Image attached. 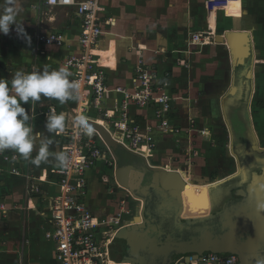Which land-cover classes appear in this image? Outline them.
<instances>
[{
	"label": "crops",
	"instance_id": "crops-1",
	"mask_svg": "<svg viewBox=\"0 0 264 264\" xmlns=\"http://www.w3.org/2000/svg\"><path fill=\"white\" fill-rule=\"evenodd\" d=\"M207 1L101 0L103 35L95 46L111 90L103 101L105 107L112 110L114 100L121 97L115 93V87L125 86L131 89L135 67L140 60L153 68L155 83L172 98L174 107L171 122L178 126L180 131L160 129L154 118V109L131 105L130 112L137 116L143 128L152 127L153 141L166 135L184 134L183 138H188L189 160L186 169H170L157 164L159 159L152 155L158 150L157 142L156 146L154 142L150 155L155 161H150V157L147 156L153 166L179 172L183 178L188 177L192 183L200 187L197 196L195 194V202L191 205H195L198 198L202 197L206 200L214 197L213 200H219L222 204L223 194L228 195L225 190L238 186L243 176L242 172H239L241 155L245 154L251 163L244 171L255 172L258 177L264 179V33L260 37L253 29V25L258 22L254 23L252 20V23H249L244 17L246 6H252L256 2L219 0L221 9H210ZM257 3L259 4L257 9L263 11L264 4ZM45 4L47 10L39 9L34 17L29 13L28 19L16 21L28 29L26 33L31 37L30 43L24 37L19 39L16 36L17 31L14 34L11 31L8 35L0 34V79L8 81L9 84L18 71L42 72L44 69L52 71L61 67L71 72L69 78L71 81L74 78L75 69L67 65V60L81 54L82 26L79 14L75 7H50L46 1ZM53 9L54 14L49 15V11ZM260 22L261 29L264 30V19ZM30 26L32 31L29 30ZM14 28L15 25L12 29ZM199 30L210 32L208 43L193 42L192 33ZM228 30L249 32L250 49L247 57L233 54L226 38L218 42L217 36L222 34L224 37ZM52 33H61L65 42L47 44L41 40V35ZM230 80L232 83L228 92L213 99L216 111L213 118L207 115L208 111L205 114L197 113L186 103L191 99L188 93L206 91L208 83L220 86L222 92L224 91L222 86ZM76 105L77 100L61 104L56 99L44 96L36 103L29 101L23 105L29 112V124L33 129V135L40 134L31 156L34 158L37 155L40 140H50L51 155L47 162L35 166L30 159L25 160L14 150L0 152V264H56V245L45 238V230L48 228V198L59 190L56 184L51 182L56 179L52 178V170L60 166L55 154L63 153V144L58 133L48 132L45 124L47 116L53 114L50 109L54 108L55 114L65 115V127H70ZM91 116L93 119L102 120L101 116L94 112ZM114 116L118 118L119 111H116ZM222 116L224 125L230 133L228 144L221 142L225 135L217 131L218 127H213V130L211 127L215 122H220ZM101 131L104 136L111 139L115 137L112 134L113 126L108 122ZM246 139L250 141L249 152L237 151L233 142H242ZM211 143H215V146H211ZM4 154H9V157L18 155V159L10 158L9 162L5 161ZM126 154H128L126 151H120V159L116 160L115 157L114 160L116 166L112 165L115 164L114 161L105 163L101 160L88 171L89 190L86 203L93 211L102 231H111L110 225L115 224V231L112 232L118 233L135 223L131 221L135 217L126 214L123 219L112 215L111 219L106 216L107 220L102 221V217L110 210L108 206L102 204L103 202L101 203V200L106 199V193L120 196L119 190H123L125 196L118 197L122 203L129 198L136 200L129 189L131 187L125 185L127 182L129 186L134 185L130 170L134 169L132 163L135 158L126 157ZM52 162L53 164H50ZM120 163L125 166L120 167ZM251 166L254 169H249ZM110 167L115 168L113 175L115 183L123 186L115 193L109 189L112 186L109 180ZM105 168L106 176L104 172L101 173ZM14 169L18 173L13 171ZM47 172H50V175L45 177ZM134 176L133 173L132 178ZM162 176L167 180L165 181L167 185L173 182L171 177L168 178L164 174ZM32 184H36L39 192L31 191ZM20 194L23 197L18 200L26 203L23 209L32 210L26 211L22 217L14 215L11 217L9 203ZM139 208L141 206L138 205L137 216L140 215ZM162 208L163 205L159 210ZM206 208L201 211L202 214L205 212L203 216L209 215ZM252 208V213L248 214L249 220L246 221L250 224L247 226L250 230L247 238L253 240L260 237L264 241V202L257 201ZM32 212L37 215L35 220L30 217ZM112 253L118 259L125 258L119 256L113 246Z\"/></svg>",
	"mask_w": 264,
	"mask_h": 264
},
{
	"label": "built area",
	"instance_id": "built-area-1",
	"mask_svg": "<svg viewBox=\"0 0 264 264\" xmlns=\"http://www.w3.org/2000/svg\"><path fill=\"white\" fill-rule=\"evenodd\" d=\"M50 7H75L82 26L80 36L81 54L72 56L67 65L75 69L72 81L80 84V97L73 113V123L58 133L63 144V153L68 157L66 166L60 165L52 170V183L58 187V193L48 198V228L45 238L56 245V264H132L129 260L118 259L112 253L117 232L102 231L93 211L87 206L86 196L89 190L88 171L98 161L115 160V155L102 133L90 124L91 136L86 135L77 121L81 115L88 117V123L97 122L92 112L99 114L102 122L113 126L112 134L127 150L150 157L154 141L152 127L143 128L137 116L130 112V106L154 109V118L158 127L164 131H180L171 122L174 105L172 98L154 81V70L140 60L135 67L132 87H115V93L121 95L114 100L112 110L103 105L108 87V76L100 65L95 46L103 35V23L100 17L101 0H46ZM208 8L221 9L219 0H208ZM209 31L199 30L192 33L195 44L208 43ZM44 43L63 44L61 33L41 35ZM55 112V109H50ZM119 111V117L114 113ZM91 113V114H90ZM18 159V155L4 154L3 159ZM13 171L17 172L16 169ZM18 173V172H17ZM32 192H39L36 184ZM174 264H237L236 253L224 254L205 251L201 254H181Z\"/></svg>",
	"mask_w": 264,
	"mask_h": 264
},
{
	"label": "flooded vegetation",
	"instance_id": "flooded-vegetation-1",
	"mask_svg": "<svg viewBox=\"0 0 264 264\" xmlns=\"http://www.w3.org/2000/svg\"><path fill=\"white\" fill-rule=\"evenodd\" d=\"M233 144L236 150L240 152L244 150L249 152L251 148L248 139L242 142L234 141ZM240 157L241 165L244 166V169L248 168L251 163L247 160L245 154ZM114 162L115 164L112 163V165L116 166V161ZM123 165L122 163L119 164L120 167H123ZM130 171L133 176L134 169L132 168ZM151 175L152 177L146 183L148 187L147 191L153 180V172H151ZM121 181H123L122 178ZM115 184L109 187L114 193L119 190V187L123 188L121 184ZM135 191L142 194L137 189ZM131 194L133 195L132 192ZM143 194L145 193L143 192ZM175 196L173 195L168 203L163 205L164 208L160 210L152 209L150 211L151 215H148L147 208L143 211L144 201L137 200L139 206H141L139 209L142 221L146 222L147 227L142 231L139 248L134 251L135 260L128 259L132 264H174V261L183 252L206 247H215L225 252L235 250L237 264H264V241L260 237H256L253 240L248 239L247 236L250 234V230L247 228L245 233H242L245 234L243 236L240 234L238 225L223 228L221 222L224 218L218 213H212L210 215L215 216H212L208 220H203L202 218L206 217L203 216L205 212L202 214L201 211H193L189 205V201H187V197H183L179 201ZM213 198L211 197L208 200L209 203L212 202ZM228 205H232V203L229 202ZM219 209L217 208L216 211ZM156 222L159 224L158 228L155 226ZM205 230H210L211 237L216 240L208 242L206 240L207 236L203 234ZM130 232L131 230L128 233ZM223 232L224 234H222ZM116 240L114 249L119 256L124 258L127 243L125 236H122L118 241ZM137 259L139 263L135 262L138 261Z\"/></svg>",
	"mask_w": 264,
	"mask_h": 264
},
{
	"label": "clouds",
	"instance_id": "clouds-1",
	"mask_svg": "<svg viewBox=\"0 0 264 264\" xmlns=\"http://www.w3.org/2000/svg\"><path fill=\"white\" fill-rule=\"evenodd\" d=\"M21 10L17 0H4L3 11L0 12V34L8 35L15 25L18 35L31 42L23 26L17 24L16 17ZM71 72L64 67L58 70L23 73L17 72L9 82L0 79V152L11 149L18 152L25 160H31L35 166L47 162L49 156L50 140H40L37 155L31 156L39 133L33 135L29 124L30 115L23 106L31 101L36 103L41 96L58 100L64 104L80 97V84L71 81ZM86 135L91 136L93 129L88 123V117L81 115L77 121ZM45 127L50 133H60L65 128V115L51 114L47 116ZM55 159L60 165L66 166L68 157L64 153H56Z\"/></svg>",
	"mask_w": 264,
	"mask_h": 264
},
{
	"label": "rangeland",
	"instance_id": "rangeland-1",
	"mask_svg": "<svg viewBox=\"0 0 264 264\" xmlns=\"http://www.w3.org/2000/svg\"><path fill=\"white\" fill-rule=\"evenodd\" d=\"M45 1L46 0H17L18 4L21 6V10L16 17V21H21V19H25V18L28 19L29 13H31L32 17H34V14L37 15V11L39 9H41V11L47 10ZM250 1H251V3H254V2H256V3L253 4L252 6H246V11H245L244 17L246 20L249 21V23H252V20L254 23L258 22V23H255L253 25V29H255L256 33L258 35H260V37H262L264 30L261 29L262 26H261L260 21L264 19V10L260 11L257 9V6L259 5L257 2H259L260 4H264V0H259V1L258 0H250ZM3 8H4V0H0V12L3 11ZM54 12H55L54 9L50 10L49 15H53ZM24 29H25V31L28 30L27 28H24ZM12 30H11V32H12V34H14L16 31V28H14ZM29 30L30 31L33 30L31 26H30ZM1 35H4V34H1ZM16 36L19 39H21L20 35L17 34ZM12 75H14V74H12ZM231 83L232 82L230 80L229 83L222 86V88L224 89V91H222V92H221L220 86H214V85L208 83L206 86V89H207L206 91L204 90V91H200L197 93H188L187 95L190 96L191 99L188 100L186 103L190 104L191 107L193 108V110L197 111V113L205 114V112L208 111L207 115L210 116V118H213L214 114L216 112L214 109V106H213L214 105V100H213L214 97H216L217 95H220V94L224 95V93L227 90H229ZM9 88H11V83L9 84ZM221 113H222V109H221ZM224 123L225 122H224L223 116H222V117H220V122H218V123L215 122L214 126L211 125V127H212V130H213V127H218L217 131L221 132L222 134L225 135V138L221 142L224 144H228L229 140H230V133H229L228 128L224 125ZM183 135L184 134L166 135V136H163L162 138H157L158 139L157 141H156V139L154 140L155 146H156V142L158 144V150H157V152H155V154L152 153V155H155V157H157L159 159L157 164L164 166L166 168H170V169H172V168H174V169L179 168L181 170L183 168L186 169V167H187L186 164L189 160V150H188V146H189L188 141L189 140H188V138H183ZM211 146H215V143H213ZM143 156L146 159V162L149 166L155 167L149 162V159H148L149 157L147 155H143ZM150 161L154 162L155 159L153 157H150ZM50 164H53V162ZM132 165L134 167L135 176L131 179V181L135 185L138 192L143 193V192H145V189L147 188V184H146L147 181L152 177L151 172L146 167L144 161L140 158L135 159L133 161ZM126 168H128V167H126ZM108 169H109V180L112 183V186H114V185H116L114 183L115 176H113L115 168L110 167ZM103 172H104V175L106 176L107 169L105 168L104 171H102L101 173H103ZM163 174L166 175L168 178L171 177V179H172L171 181H175V182L179 181V179L174 178V176L171 173L169 174V173L165 172ZM48 175H50V172H47V175H45V177H47ZM124 179H125V177H124ZM161 179H163L164 182L167 181L166 179L163 178L162 175H161ZM165 183L167 184V182H165ZM122 185H123V183H122ZM177 185H178V183H177ZM119 193H120V196H125V194H126L123 190H119ZM120 196H114L112 193H109V194L106 193V199L101 200V203L103 202L102 204L105 206H108L110 210L106 213V215H104V217H102V221H106L108 217H109V219H111L112 215L114 217L118 216L121 219L124 218L125 214L128 215L129 217L134 216L136 218V216L138 215L137 213H138V205H139V202H135L136 200H138V198L136 199V195H134L135 196L134 199H136V200L129 198V199H126L125 203H122L120 201V199H118V197L120 198ZM21 197H23L22 194L15 196L13 198V200L9 203V211H10L9 215L11 217H12V215H14L15 217H18V216L22 217V215L24 216L26 211L32 210V209H26V208L23 209V206L25 207L26 203L18 200L19 198L21 199ZM131 205L134 207L132 208ZM10 206H13L15 208H16V206H19V208L12 209V207L10 208ZM191 206H192L191 208L193 211H202L203 209H205L206 207L209 206V202L204 197H202V198H198L196 204L191 205ZM121 210H123V211H121ZM36 216L37 215H35L34 212H32L30 215L32 220H35ZM106 216H107V218H106ZM135 218L131 219V221H133V220L136 221ZM123 221H125V219ZM109 229L111 231H115L114 230L115 224H111ZM33 233L35 234L36 232H33ZM124 233H125V230L123 231V233H121L120 235L117 236L116 241H118ZM115 245L116 244H114L113 247H115ZM124 259H126V258H124Z\"/></svg>",
	"mask_w": 264,
	"mask_h": 264
},
{
	"label": "water",
	"instance_id": "water-1",
	"mask_svg": "<svg viewBox=\"0 0 264 264\" xmlns=\"http://www.w3.org/2000/svg\"><path fill=\"white\" fill-rule=\"evenodd\" d=\"M222 36H223L222 34H219L217 36V40L223 41L226 38L229 46L232 49L233 54H237L238 56H241V57H247L249 55L250 36H249L248 31L228 30L226 31L224 37ZM89 124H91L92 126L96 127L97 129L101 131L100 126L97 125L96 123L90 122ZM106 141L108 142L107 139ZM108 144L113 150L116 160L120 159L119 153L121 150H124L128 153L126 154V157L131 156L132 158H135V159L140 158L144 160V162L146 163V159L144 158L143 155L127 150L119 142H116L115 146H112L109 142ZM239 162H240L239 172H242L243 176L240 182L238 183V186H233L225 190L228 195L225 196V194H223L221 198L222 199L221 201L225 203L220 204L219 200L212 199L213 201L208 206V208H206V212H209L208 213L209 215H206V217H203L202 219L208 220L212 218V216H215V215H210L212 213L221 214V216H223L224 218V220L222 219L223 221L221 222V226H223V228L228 227V226L238 225L240 234H242V233H245L247 226L250 225L246 221L249 220L248 214L252 213L253 204L256 203L257 201L258 203L264 202V196H263L264 195V179H261L260 177H258L257 176L258 174H256L255 172L250 171L248 173L244 171V166L241 165L240 159H239ZM146 167L151 172H153V180H152L149 190L147 191L148 187L145 189V192H144L145 194L137 193L135 191V186L134 185L129 186L128 182L125 185L127 187H131L129 189L133 191L132 193L133 194L135 193L136 197L141 198L144 201L143 211H145L147 208L148 215L150 214V211L154 208L159 210V207H161L168 200H170L173 195H176L175 197H177L179 201H181V198L187 197L186 195H182V190L180 188L174 187L176 185H173L172 186L173 188L164 187L161 181L162 170L160 168L158 167L153 168L149 166L147 163H146ZM249 169H254V167L251 166ZM229 202L232 203V205L227 206ZM217 208H220V209L216 211ZM155 226L158 228L159 224L156 222ZM145 227H147V224L146 222L143 221L142 223H139V224L138 223L131 224L130 226L121 229L117 233L116 237L120 235L121 233H123V231L125 230V233L122 236H125V240L127 241L126 247H125V254H124V257L127 260L128 259L135 260L134 251L139 248V244L141 243L142 231L143 229H145ZM130 230L131 232L128 233ZM210 232H211L210 230H205V232H203V234L207 236L206 240L208 242L216 240L211 237ZM222 234H224V232ZM242 235L244 236L245 234H242ZM205 251H216V252H221L224 254L235 252V250H229L228 252H225L215 247H206V248H201L197 250L186 251V252H183L182 254L195 253L196 255H198ZM135 262L139 263V260Z\"/></svg>",
	"mask_w": 264,
	"mask_h": 264
},
{
	"label": "bare ground",
	"instance_id": "bare-ground-1",
	"mask_svg": "<svg viewBox=\"0 0 264 264\" xmlns=\"http://www.w3.org/2000/svg\"><path fill=\"white\" fill-rule=\"evenodd\" d=\"M101 62V61H100ZM93 123H96L97 125H99L100 126V129H102V127H106L105 125H104V123L102 122V120H98L97 122H93ZM99 130V129H98ZM100 131V130H99ZM101 132V131H100ZM110 132V131H109ZM102 133V132H101ZM111 133V132H110ZM102 135L104 136V134L102 133ZM104 138H106L107 140H108V142L112 145V146H115L116 145V142H119L118 140H117V138H115V140H114V138L113 139H111V138H109V137H107V136H104ZM117 140V141H116ZM120 143V142H119ZM121 144V143H120ZM147 163V162H146ZM156 167V166H155ZM155 167H153V168H155ZM158 168H160L161 170H162V173H161V175H163V173H165V172H167V173H171L173 176H174V178H178L179 179V181H177V182H175V181H173L170 185H167L164 181H163V179H161V181H162V184L164 185V187H172L173 185H176V186H174V187H177V188H180L181 190H182V195H186L187 197H188V201H189V205L191 206V204L192 203H194L195 202V194H196V196H197V194H198V191L200 190L199 188L200 187H198L196 184H194V183H192L191 181H190V179L188 178V177H185V178H183L181 175H180V173L179 172H176L175 171V173H174V171H169V170H167V169H164V168H162V167H158ZM177 183H178V185H177ZM173 188V187H172ZM133 192V191H132ZM134 195H135V193H134ZM135 197V196H134ZM136 198H138V197H136ZM138 199H140V200H142L141 198H138ZM192 207V206H191ZM192 209V208H191ZM136 219V221L135 220H133V222H135V223H142L143 221H142V217L141 216H138V217H136L135 218ZM134 224V223H133Z\"/></svg>",
	"mask_w": 264,
	"mask_h": 264
}]
</instances>
